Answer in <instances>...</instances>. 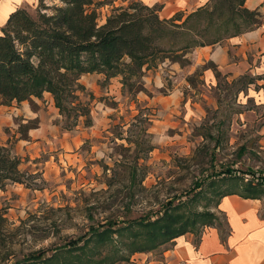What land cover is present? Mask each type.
<instances>
[{"label": "rangeland", "instance_id": "374dc122", "mask_svg": "<svg viewBox=\"0 0 264 264\" xmlns=\"http://www.w3.org/2000/svg\"><path fill=\"white\" fill-rule=\"evenodd\" d=\"M201 1L94 0L92 7L103 24L111 9L130 4L156 6L165 19L178 8L188 11L193 2ZM12 5L35 15L38 1L15 0ZM45 5L61 3L45 0ZM248 10H258L255 23L264 22V6ZM0 12L2 19L9 9L2 4ZM255 25L241 22V33ZM191 54L184 57L189 64L165 59L143 70L140 84L131 91L123 88L119 77L82 76L79 83L85 90L80 97L89 103V126L80 119L66 129L64 117L47 95L0 106V144L20 158V171L34 175L27 185L8 182L0 188V216L19 228L15 239L18 257L33 251H46L49 257L52 250L81 238L93 224L146 216L155 220L164 211L190 219L212 213V227L224 234L225 216L217 209L219 195L243 194L245 183L264 180V143L258 133L264 112L242 98L249 87L245 82L255 78L218 76L216 86L210 88L201 77V67L193 68ZM140 113L150 121L146 135L133 119ZM117 133L121 139H134L139 133L153 148L139 161L146 169L138 171L134 183L129 171L118 165L123 152L116 146L128 145L114 139ZM240 149H244L242 154ZM227 168L231 174L225 173ZM205 228L197 225L185 235L197 240ZM172 244H165L166 248ZM82 245L83 241L76 247ZM165 245L150 251L151 256L137 260L135 255L150 252L135 253L119 264H167ZM73 250L72 256L87 255V248ZM58 260L70 261L63 256Z\"/></svg>", "mask_w": 264, "mask_h": 264}, {"label": "trees", "instance_id": "16d2710c", "mask_svg": "<svg viewBox=\"0 0 264 264\" xmlns=\"http://www.w3.org/2000/svg\"><path fill=\"white\" fill-rule=\"evenodd\" d=\"M37 1L35 15L17 8L0 27V106L41 99L47 93L64 117L66 129L75 127L80 119H84V125L91 124L89 103L80 97L85 90L79 83L82 76L98 74L105 80L119 77L123 88L131 91L140 84L143 70L154 68L165 59L181 66L189 64L184 57L195 48L241 34V22L262 24L255 23L259 12L248 10L246 0H207L184 20L179 13L161 19L156 6L130 4L111 9L103 24H99L97 9L92 7L94 0H58L61 6L53 7L46 6L45 0ZM214 72L216 79L221 76L216 69ZM245 83L248 87L254 80ZM133 119L139 132L146 135L148 116L140 113ZM119 134L114 139L125 140L128 146H116L123 152L118 165L129 171V180L134 183L138 171L146 169L139 161L153 148L139 133L134 139H121ZM243 151L240 149L241 154ZM20 164V158L0 144V188L8 182L27 185L34 179V175L19 170ZM225 173L231 174L232 170L227 168ZM244 191L237 194L245 199H259L264 193V180L245 183ZM214 220L209 212L190 219L168 211L155 220L150 216L105 220L91 225L76 241L52 250L49 257H45L46 251L18 257L15 239L19 228L11 227L0 216V264H119L135 253L150 252L174 242L197 225L212 227ZM82 241L83 245L76 247ZM86 248L87 255H71L73 249ZM60 256L70 261H59Z\"/></svg>", "mask_w": 264, "mask_h": 264}, {"label": "crops", "instance_id": "0c3cea01", "mask_svg": "<svg viewBox=\"0 0 264 264\" xmlns=\"http://www.w3.org/2000/svg\"><path fill=\"white\" fill-rule=\"evenodd\" d=\"M248 1L251 5H247ZM12 2L15 0L0 2V7L4 4L9 9L7 16L2 19V11L0 12V27L9 14L18 8ZM206 2L207 0H203L197 5L193 2L191 10L188 11L178 8V11L175 10L165 19L182 13L184 20ZM245 5L248 9L262 8L264 0H246ZM191 60L193 68L201 67V77L209 87L217 84L214 69L228 80L245 75L255 78L254 83L242 94V98L252 101L264 112V22L217 44L195 48L192 50ZM171 68L174 70L176 66ZM44 95L49 96L53 104L51 96L47 93ZM258 133L260 142L264 143V122ZM217 209L225 216L224 234L218 227H208L197 240L191 234L175 239L169 248L166 245L163 247V257L167 264H264V198L261 196L259 199H245L234 193L221 198ZM146 255H135L133 258H146L151 256V252Z\"/></svg>", "mask_w": 264, "mask_h": 264}]
</instances>
